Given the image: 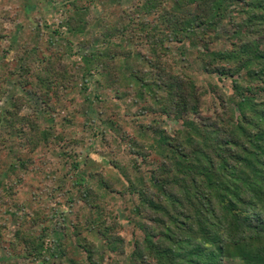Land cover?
Wrapping results in <instances>:
<instances>
[{"label": "trees", "instance_id": "16d2710c", "mask_svg": "<svg viewBox=\"0 0 264 264\" xmlns=\"http://www.w3.org/2000/svg\"><path fill=\"white\" fill-rule=\"evenodd\" d=\"M84 1L88 0H59L66 18L52 29L48 45L59 40L69 44L88 35L90 10L81 5ZM92 2L97 5L96 0ZM100 2L105 9L109 5L120 11L113 26L103 22L102 40L90 54L81 56L82 62L86 69L100 66L107 88L119 84L130 89L122 91L118 86L114 98L125 100L131 95L143 114L180 123L171 137L157 133L152 121L154 143L160 153L168 150L173 177L153 182V173L148 185L140 174L135 173L132 181L126 177L127 188L138 196L134 221L147 213L132 243L117 234V218L108 219L105 199L113 190L110 181L100 176L94 179L103 193L85 179L74 184L88 185L81 199L88 209L87 222L92 224L88 228L84 224L83 233L96 229L104 238V254L98 256L85 236L65 245L46 229L35 238L23 239V252L41 264H122L119 256L126 253L124 264H223L228 257L241 264H264V0H140L131 1L126 11L120 0ZM226 24L227 36L221 38L218 29ZM60 28L65 34L59 33ZM219 39L226 41L225 48L217 47ZM187 45L199 47L195 59L205 77L200 84L191 76L195 71L191 64L188 74L178 67L186 61ZM127 46L131 48L122 54ZM34 49L25 56L35 57ZM175 56L180 62L174 61ZM121 59L125 63L117 66L114 62ZM43 60L44 68L64 80L52 56L43 54ZM214 75L220 78L215 80ZM225 78L230 80V95L218 86ZM17 113L1 121L8 139L22 135L32 151L52 141L51 132L40 130L35 118L18 121ZM2 139L0 134V143ZM132 145L135 163L145 160L140 145ZM17 164L23 168L25 162ZM15 165L8 164V169L14 170ZM72 165L76 172L79 163ZM151 184L158 192L155 198L146 192ZM66 229L65 225V234Z\"/></svg>", "mask_w": 264, "mask_h": 264}, {"label": "rangeland", "instance_id": "374dc122", "mask_svg": "<svg viewBox=\"0 0 264 264\" xmlns=\"http://www.w3.org/2000/svg\"><path fill=\"white\" fill-rule=\"evenodd\" d=\"M120 1L126 11L131 1L140 0ZM96 2L97 5L92 0L81 3L90 10L88 35L69 40V44L59 40L50 46L47 39L52 29L64 23L66 18L59 0H0V134L4 140L0 143V264H41L23 252V239L35 238L42 229H46L50 237H59L65 245L85 236L96 247L98 256L104 254V238L96 229L83 233L84 224L88 228L92 223L87 222L90 221L88 209L81 199L86 186L91 184L98 190L94 178L100 176L110 181L113 190L105 199L108 219L116 217L117 234L132 243L139 232L138 223L145 222L143 218L147 213L134 221L133 208L139 204L138 196L127 188L130 185L127 180H134L135 173L144 177L145 183L153 173V182L161 177H173L168 150L163 148L160 153L154 143L152 121L157 124V133L160 131L171 137L181 128L180 123L152 113L143 114L131 95L125 100L114 98L119 84L107 88L101 79L100 66L94 64L86 69L82 62L81 56L90 54L102 40L103 22L109 21L108 24L113 26V19L118 15L119 8L109 9L106 5L105 9L100 0ZM228 30L227 24L219 27L221 38L227 36ZM59 31L65 34L64 29ZM225 42L219 39L216 45L223 49L227 45ZM33 47L36 56H25ZM187 47L186 61L180 62L176 56L174 61L180 62L178 67L186 74V68L191 64L195 68L191 76L200 84L205 77L199 72L195 59L199 47ZM126 48L129 47H124L122 54L128 52ZM43 54L56 60V72L61 73L64 80L57 79L55 73L44 68L47 62L43 60ZM142 55L150 58L149 53ZM125 60L114 63L122 66ZM130 62L135 63L133 58ZM87 72L88 76L85 75ZM218 78L214 75L215 80ZM45 83L48 84L45 86ZM229 85L230 80L226 78L218 83L225 95L231 93ZM120 88L130 90L126 85ZM16 111L18 121L35 118L40 130L51 132L52 141L32 151L24 136L8 139L1 121L9 119ZM185 118L196 120L193 115ZM142 130L146 133L139 135ZM56 136L59 138L55 142ZM133 143L140 145L138 148L142 149L144 157L147 156L145 160L139 158L135 163L136 157L130 151ZM18 160L25 162L23 168L18 166ZM14 163L16 168L10 171L8 164ZM73 163H79L76 172ZM111 176L117 179L111 180ZM79 179L88 180L89 184H74ZM146 189L152 198L158 195L153 184ZM126 255L119 256L122 264ZM71 258L78 259L74 255ZM102 264L109 263L103 261ZM223 264L241 263L228 257Z\"/></svg>", "mask_w": 264, "mask_h": 264}]
</instances>
